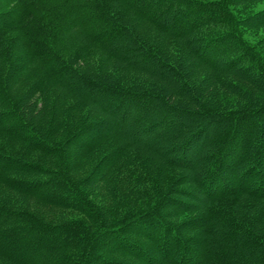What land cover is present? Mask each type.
I'll return each mask as SVG.
<instances>
[{
    "label": "trees",
    "instance_id": "obj_1",
    "mask_svg": "<svg viewBox=\"0 0 264 264\" xmlns=\"http://www.w3.org/2000/svg\"><path fill=\"white\" fill-rule=\"evenodd\" d=\"M0 185L2 262L264 264V0H0Z\"/></svg>",
    "mask_w": 264,
    "mask_h": 264
},
{
    "label": "rangeland",
    "instance_id": "obj_2",
    "mask_svg": "<svg viewBox=\"0 0 264 264\" xmlns=\"http://www.w3.org/2000/svg\"><path fill=\"white\" fill-rule=\"evenodd\" d=\"M79 64L82 65L83 67H87L90 68L91 70H93V72H99V73H103V75H107V76H112L115 78H118V80L122 81L126 78H133L135 77L136 79L139 78L138 76H134V74H130L128 72L123 71L122 69H118V67L113 66V64L104 61L102 54L99 51H95V52H91L89 53L87 56H85L84 58H82V60L79 61ZM50 94L49 98H52V92L47 93ZM46 93L42 94L41 97L42 99H45ZM140 159H142L140 157ZM129 168H134V164L132 166L129 165ZM141 168L142 166H138V170H137V174L133 171H131L133 173V176L130 179V177L127 180H122L119 181L118 178L114 177L112 179H108L104 185V187H106V191L108 193H110L111 195L116 192L120 195L124 193L125 197H128L131 192L137 193L138 191H143L144 186L143 184L146 186V184L148 185L149 181H159V185H157L155 188H163L165 187L166 183L168 182V178L171 180V177L167 174H163L160 175L159 173H157L155 170L154 172H151L150 174H145V176H143V174H140L138 176V174L141 172ZM143 169V168H142ZM138 183L137 187H134V185ZM163 190V189H162ZM162 190H157L156 192L159 191L161 192ZM152 192L153 195L155 194V190L154 191H149ZM156 197V194L154 195ZM145 198V199H144ZM139 197V198H133V207L140 202H143L146 199V197ZM0 200L6 201L8 204H12L13 206L17 207V208H21V209H26L29 211H34L37 212L38 214H40L41 216H43L45 219H48L50 221H56V215L57 214H63L62 212H60L59 210H55L53 208H49L46 206H42L40 203H38L37 201H35L32 198H25V199H18L16 196H14L10 191H8L7 189H5L3 186L0 185ZM69 214V213H68ZM0 264H9L8 262H2L0 261Z\"/></svg>",
    "mask_w": 264,
    "mask_h": 264
}]
</instances>
